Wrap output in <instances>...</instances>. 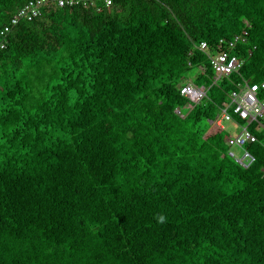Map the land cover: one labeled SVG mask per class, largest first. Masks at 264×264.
<instances>
[{
    "label": "trees",
    "instance_id": "trees-1",
    "mask_svg": "<svg viewBox=\"0 0 264 264\" xmlns=\"http://www.w3.org/2000/svg\"><path fill=\"white\" fill-rule=\"evenodd\" d=\"M27 1L0 0V44ZM244 32L243 64L215 82L199 44ZM189 81L207 90L197 103ZM243 81H264V0L20 22L0 48V264H264V141L244 170L209 134Z\"/></svg>",
    "mask_w": 264,
    "mask_h": 264
},
{
    "label": "built area",
    "instance_id": "built-area-1",
    "mask_svg": "<svg viewBox=\"0 0 264 264\" xmlns=\"http://www.w3.org/2000/svg\"><path fill=\"white\" fill-rule=\"evenodd\" d=\"M115 1L112 0L109 4L108 0H28L17 9L10 22L3 27L0 48L6 46L7 36L15 26L23 21L31 22L41 15L44 8L89 5L100 11L101 6L109 7ZM245 37L246 32L229 40L222 38L212 49L206 42L199 44L198 49L208 54L215 82L221 77L231 76L241 67L243 61L233 54V50L237 44L245 42ZM237 88L231 93L229 101L222 103L221 113L215 122L221 129L225 128L226 122H232L240 128L238 134L226 139L227 156L240 168L249 170L256 164L257 158L248 147L264 140L262 134L264 133V95H260L264 92V81L253 84L243 81ZM206 92L205 87L197 86L193 81H189L180 89V93L193 103L201 101L206 96ZM177 112L179 113V110ZM250 125L255 126L253 131L249 128Z\"/></svg>",
    "mask_w": 264,
    "mask_h": 264
},
{
    "label": "rangeland",
    "instance_id": "rangeland-1",
    "mask_svg": "<svg viewBox=\"0 0 264 264\" xmlns=\"http://www.w3.org/2000/svg\"><path fill=\"white\" fill-rule=\"evenodd\" d=\"M196 76V72L195 71H192L190 74H189V77L191 79H193L194 77ZM225 128L223 130L221 129H217V127L213 126V129H212V133H211V136H217V137H222L224 138L225 140L230 137L231 135H236L239 133L240 131V128L238 126H236L234 123L232 122H226L224 124ZM236 128H235V127ZM210 134V132H209ZM263 136H264V133H262ZM264 141V140H263Z\"/></svg>",
    "mask_w": 264,
    "mask_h": 264
},
{
    "label": "crops",
    "instance_id": "crops-1",
    "mask_svg": "<svg viewBox=\"0 0 264 264\" xmlns=\"http://www.w3.org/2000/svg\"><path fill=\"white\" fill-rule=\"evenodd\" d=\"M195 72H196V71H195ZM196 74H197V72H196ZM212 124H213V126H217L216 122H213ZM217 127L220 128L219 126H217ZM234 127H235V126H234ZM235 128H236V127H235ZM212 129H213V127H212V128L210 129V131H209V132H210V135H211V133H212ZM222 130H223V129H222ZM212 137H213V138H217V136H213V135H212Z\"/></svg>",
    "mask_w": 264,
    "mask_h": 264
},
{
    "label": "snow or ice",
    "instance_id": "snow-or-ice-1",
    "mask_svg": "<svg viewBox=\"0 0 264 264\" xmlns=\"http://www.w3.org/2000/svg\"><path fill=\"white\" fill-rule=\"evenodd\" d=\"M108 3L111 4L112 3V0H108Z\"/></svg>",
    "mask_w": 264,
    "mask_h": 264
},
{
    "label": "clouds",
    "instance_id": "clouds-1",
    "mask_svg": "<svg viewBox=\"0 0 264 264\" xmlns=\"http://www.w3.org/2000/svg\"><path fill=\"white\" fill-rule=\"evenodd\" d=\"M161 219H162V217H161Z\"/></svg>",
    "mask_w": 264,
    "mask_h": 264
}]
</instances>
